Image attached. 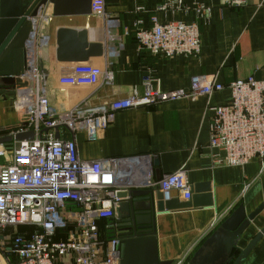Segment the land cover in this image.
I'll return each mask as SVG.
<instances>
[{
	"label": "crops",
	"instance_id": "0c3cea01",
	"mask_svg": "<svg viewBox=\"0 0 264 264\" xmlns=\"http://www.w3.org/2000/svg\"><path fill=\"white\" fill-rule=\"evenodd\" d=\"M183 1L186 5L202 3L211 7L201 24V51L196 56L164 58L139 48L134 26L137 20L148 26L153 15L160 22L196 19L193 12L157 11L163 0H106L105 14L92 11L87 15L55 16L53 4L42 8L43 16L34 21V30L26 42L27 61L30 69L38 68L43 76L51 106L58 112L77 104L97 106L125 98L134 88L142 95L143 80L149 73L160 80L165 91L188 88L192 76L200 74H218L223 84L248 76L264 79V0H247L241 7L231 6L230 0ZM61 28L86 30L89 43L104 44L103 56L93 57L89 63L59 61L57 32ZM87 65L111 69L113 80L92 86L61 82V78ZM30 95L31 89L26 88L11 93L0 90V137L26 122ZM231 97L230 90L224 89L210 97L201 95L192 100L133 107L117 112L98 140L90 141L80 131L75 135L83 160L151 154L158 162L154 164L156 179L185 166L192 186L209 184L213 205L156 215L155 231L162 261L175 262L187 253L192 255L214 231L208 232L212 222L220 216L223 220L240 204L247 213L264 204L261 159L253 158L244 166H217L212 161L209 123L213 111L209 107L228 104ZM128 179L119 177V190L127 188L123 184ZM248 182L251 185L243 193ZM263 227L264 209L238 246L245 248ZM242 264H264V235Z\"/></svg>",
	"mask_w": 264,
	"mask_h": 264
},
{
	"label": "built area",
	"instance_id": "2783aa9c",
	"mask_svg": "<svg viewBox=\"0 0 264 264\" xmlns=\"http://www.w3.org/2000/svg\"><path fill=\"white\" fill-rule=\"evenodd\" d=\"M247 0H230L241 7ZM106 0H93L92 11L106 13ZM157 11L193 12L195 20L134 23L140 49L154 56H196L201 51V24L211 7L202 3L186 5L183 0H163ZM41 9L33 22L43 16ZM89 63V62H86ZM84 63V64H86ZM28 69L23 79L28 84L16 89H31L26 122L9 131L16 135L33 131L34 139L0 144V264H120L121 248L116 219L120 201L117 192L120 176L128 185L157 187L164 200L192 198V184L185 166L156 179L151 154L83 160L77 150L76 133L90 141L98 140L117 112L146 107L160 102L210 97L229 89L231 101L210 106L209 123L213 164L244 166L253 158L264 166V79L248 76L223 84L218 74L192 76L188 88L165 91L160 80L149 73L143 80L144 93L137 88L125 98L97 105L77 104L58 112L50 103L46 84L38 68ZM111 69L83 66L61 78L69 86H92L113 80ZM67 134V136H66ZM133 178V179H132ZM251 182L245 184L243 193ZM222 221L216 218L208 232ZM103 222V223H101ZM103 224V225H102ZM191 254V253H190ZM185 254L172 264H185Z\"/></svg>",
	"mask_w": 264,
	"mask_h": 264
},
{
	"label": "water",
	"instance_id": "95a60500",
	"mask_svg": "<svg viewBox=\"0 0 264 264\" xmlns=\"http://www.w3.org/2000/svg\"><path fill=\"white\" fill-rule=\"evenodd\" d=\"M93 0H0V90H16L28 84L23 77L27 72L26 42L32 32L31 17L49 3L53 14L87 15L92 12ZM57 59L62 62H87L104 54L103 43H89L86 30L61 28L57 32ZM33 131L0 137V144L11 147L13 142L34 139ZM157 165V158H154ZM117 196V222L120 237V264H172V260L159 258L155 231L156 215L190 207L213 205L209 184L192 186V198L180 201L178 197L164 200L157 187L128 185ZM264 209L261 204L247 213L240 204L224 218L214 231L202 242L185 264H242L253 247L264 235V227L251 239L245 248L238 243L247 234L256 218Z\"/></svg>",
	"mask_w": 264,
	"mask_h": 264
},
{
	"label": "flooded vegetation",
	"instance_id": "af4514ba",
	"mask_svg": "<svg viewBox=\"0 0 264 264\" xmlns=\"http://www.w3.org/2000/svg\"><path fill=\"white\" fill-rule=\"evenodd\" d=\"M10 93L12 92V91H14V90H8Z\"/></svg>",
	"mask_w": 264,
	"mask_h": 264
},
{
	"label": "trees",
	"instance_id": "16d2710c",
	"mask_svg": "<svg viewBox=\"0 0 264 264\" xmlns=\"http://www.w3.org/2000/svg\"><path fill=\"white\" fill-rule=\"evenodd\" d=\"M2 132V131H1ZM4 132V131H3ZM101 223H103V222H101ZM103 225V224H102Z\"/></svg>",
	"mask_w": 264,
	"mask_h": 264
}]
</instances>
